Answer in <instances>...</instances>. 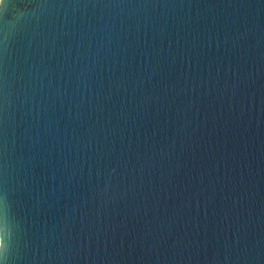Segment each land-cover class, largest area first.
<instances>
[{
  "label": "water",
  "instance_id": "1",
  "mask_svg": "<svg viewBox=\"0 0 264 264\" xmlns=\"http://www.w3.org/2000/svg\"><path fill=\"white\" fill-rule=\"evenodd\" d=\"M264 264V0H0V264Z\"/></svg>",
  "mask_w": 264,
  "mask_h": 264
},
{
  "label": "clouds",
  "instance_id": "2",
  "mask_svg": "<svg viewBox=\"0 0 264 264\" xmlns=\"http://www.w3.org/2000/svg\"><path fill=\"white\" fill-rule=\"evenodd\" d=\"M5 264H6V260H5Z\"/></svg>",
  "mask_w": 264,
  "mask_h": 264
}]
</instances>
